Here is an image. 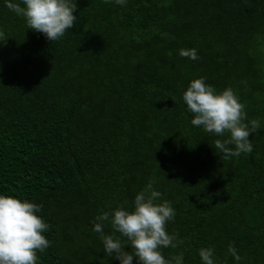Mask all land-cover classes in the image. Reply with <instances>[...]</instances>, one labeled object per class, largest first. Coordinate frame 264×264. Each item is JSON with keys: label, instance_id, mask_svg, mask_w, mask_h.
I'll return each mask as SVG.
<instances>
[{"label": "trees", "instance_id": "obj_1", "mask_svg": "<svg viewBox=\"0 0 264 264\" xmlns=\"http://www.w3.org/2000/svg\"><path fill=\"white\" fill-rule=\"evenodd\" d=\"M74 2L76 26L50 42L0 0V194L42 206L37 264H119L95 217L150 181L183 240L165 258L203 264L211 247L215 264H264V0ZM192 48L199 59L180 56ZM199 77L260 121L251 154L225 160L227 134L191 124L182 97Z\"/></svg>", "mask_w": 264, "mask_h": 264}, {"label": "clouds", "instance_id": "obj_2", "mask_svg": "<svg viewBox=\"0 0 264 264\" xmlns=\"http://www.w3.org/2000/svg\"><path fill=\"white\" fill-rule=\"evenodd\" d=\"M115 3L126 5L127 0H115ZM5 6L23 17L28 29L44 34L50 42L60 40L77 24L78 17L73 14L77 8L74 0H20L19 3L6 0ZM0 41H6L3 32H0ZM179 54L199 59L194 48L180 49ZM182 98L192 114L193 126L217 137L227 134L224 139L214 140L215 149L223 153L225 160L242 153L251 154L253 145L249 137L262 125L259 120L247 119L245 105L231 87L218 92L204 77L194 78ZM160 197L161 193L150 181L135 195L130 209L125 201L111 214L105 211L95 217L93 230L100 234L105 252L119 260V264H133L134 257L136 264H183V253L169 258L163 255V249L176 248L183 240L178 239V234L167 231L175 210L168 200L157 203ZM41 207L28 200L0 194V264H37V253H43L50 246L44 235L49 225L38 215ZM106 221H110L112 228V233L107 235L104 234ZM126 245L129 246L127 251ZM228 252L236 261L241 260L233 245H229ZM199 256L203 264H215L213 248L202 247Z\"/></svg>", "mask_w": 264, "mask_h": 264}]
</instances>
